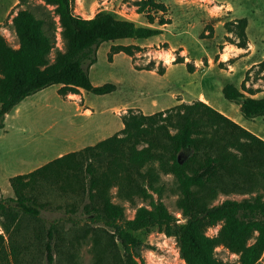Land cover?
Wrapping results in <instances>:
<instances>
[{"label":"trees","instance_id":"16d2710c","mask_svg":"<svg viewBox=\"0 0 264 264\" xmlns=\"http://www.w3.org/2000/svg\"><path fill=\"white\" fill-rule=\"evenodd\" d=\"M40 1L37 8L52 6L57 21L19 7L12 16L18 46L13 47L0 32V130L5 116L22 100L51 85L60 84L62 96L81 89L97 95L116 90L111 82L94 85L85 67L96 62L99 46L163 32L108 10L85 18L75 12V0ZM29 3L18 0L19 5ZM135 5L149 23L156 18L159 25L171 23L165 3L137 0ZM157 12L162 16L156 17ZM247 25L246 17L228 22L239 47L247 46ZM58 27L63 48L56 46ZM141 49L138 44H113L108 58L119 52L133 57ZM154 67L149 64L145 69ZM242 89L251 94L257 91L244 84ZM223 95L240 105L245 118L264 116V96H246L233 83L224 86ZM122 121L119 132L95 144L10 177L14 196L0 197L4 230L0 232V264H11L10 255L15 264L22 262L19 236L24 220L33 222L35 239L49 264H83L77 246L85 240L92 243L89 264H148L142 251L150 246L134 232L155 227L175 237L188 264H230L215 258L218 246L238 254L239 264H257L264 253V138L199 99L152 114L130 110ZM161 173L174 176L180 193L177 206L186 219L183 224L160 200ZM113 188L122 199L134 202L138 196L148 205L138 206L128 218L124 206L113 201ZM52 192L65 200L66 210L50 219L43 212L52 200L43 194ZM231 192L256 195L213 203L220 193ZM218 224L217 234L207 235L208 228Z\"/></svg>","mask_w":264,"mask_h":264},{"label":"rangeland","instance_id":"374dc122","mask_svg":"<svg viewBox=\"0 0 264 264\" xmlns=\"http://www.w3.org/2000/svg\"><path fill=\"white\" fill-rule=\"evenodd\" d=\"M136 1L75 0L74 7L76 13L82 12L80 14L86 16L108 10L119 17L139 20L141 17L136 14ZM157 1L168 6L165 16L172 18L161 34L146 39L125 38L103 42L97 49L96 62L85 64L94 85L111 82L116 84V90L104 95L83 91L84 94L78 96H61L57 91L59 84H54L26 97L5 116V126L0 130V197L14 196L10 177L35 169L57 158L61 152L82 149L119 132L123 128L122 116L130 110L155 113L159 109L175 106V98L185 97L187 101H192L194 96L197 98L203 93L220 109L244 120L249 130L264 138V116L245 118L240 105L224 97L223 87L228 83L239 85L240 76L236 69L234 72L237 74L227 70L228 65L237 58L230 57L223 61L219 53L231 42L238 41L235 34L229 31L228 22L247 17L250 20V28L247 29L250 39L257 45V54L264 56V0H220L230 3L233 11L226 9L222 3H219L218 10L212 9L213 4L209 0ZM38 4H41L40 0H30L27 5H19L18 0H0V32L13 47L18 46V38L12 25V16L19 7H28L38 16L44 15L57 21L52 6L42 10L37 8ZM160 16L162 13L157 12L156 17ZM144 20H147L146 17ZM155 24L158 25V22L155 21ZM60 30L58 27L56 46L63 48ZM113 44H138L142 49L135 50L133 57L119 52L109 60L108 54ZM229 50L226 48V52ZM50 57L53 59L54 52ZM149 64L155 66L153 70L145 69ZM209 65L210 68H207ZM158 69L164 73L160 74ZM246 76L248 79L253 78L259 83L258 88L264 90L263 64L254 65ZM67 98L78 100V104L85 102L95 109L99 116L96 130L88 135L81 133V126L86 122L83 117L76 115L75 106L72 105L74 102L67 101ZM161 177L163 193L160 200L178 218L177 222L183 224L186 219L177 206L180 193L174 176L161 173ZM153 194L155 199H159L156 193ZM47 195L44 193L43 198L52 200V204L44 210L43 215L50 219L64 215L65 200L56 192ZM253 195L256 192L220 193L213 203L225 199L241 200ZM112 199L124 206L128 218L134 216L138 206L148 205V200L138 196L134 202L120 198L117 188L112 189ZM58 204H63L62 208ZM0 220L3 218L0 217ZM219 227L218 224L208 228L207 235H216ZM20 230V264H49L41 244L35 239L33 222L24 220ZM0 232L4 233L1 224ZM134 234L150 246L144 247L142 251L148 264H188L180 256L175 237L166 235L157 227L139 230ZM91 245V241L85 240L77 246L78 260L83 264H89L92 260ZM5 247L10 255L7 236ZM214 255L216 259L239 264V255L224 246H218ZM9 259L11 264H15L11 255ZM257 264H264V253Z\"/></svg>","mask_w":264,"mask_h":264},{"label":"crops","instance_id":"0c3cea01","mask_svg":"<svg viewBox=\"0 0 264 264\" xmlns=\"http://www.w3.org/2000/svg\"><path fill=\"white\" fill-rule=\"evenodd\" d=\"M157 1V0H156ZM213 5H212V9H217L220 8L219 6V3H222V6H225L226 9H229L230 11H233V7L230 3H225L224 1H220V0H209ZM159 2V1H157ZM218 12V11H216ZM82 13V12H80ZM78 13V14H80ZM136 14L141 17L139 20L137 19H133V18H128V19H131V20H134L136 23L138 24H142V25H150V26H153V27H159V28H162L163 31L164 29L169 25H156L155 24V21L158 22V19L156 18L155 21L153 23H149L147 17L145 16V14L143 13H138L136 12ZM82 15L83 17L85 18H88V17H92V16H86L84 14H80ZM144 17H146V21L144 20ZM171 18V17H170ZM247 18V17H246ZM248 19V18H247ZM171 22H172V18H171ZM250 28V20L248 19V25H247V28H246V33H247V36H248V43H247V46L246 47H239L238 45L235 44V42H231L230 45L228 44L226 47H225V50L223 52H220L221 55H220V59H222L223 61H227L228 59H230V57L232 58H237L236 60H234L233 63H230L228 66H229V69H227L231 74L233 73H236L234 72V70H238V74L240 76V84L239 85H236L239 89L242 90V92L246 95V96H252V97H263L264 96V90H260V88H258L259 86V83L255 82L254 79H248L246 74L247 72L254 66V65H258L259 63H261L263 60H264V56L263 57H260L258 54H257V45L256 43L252 42L251 39H250V36L247 32V29L249 30ZM264 32V31H263ZM262 32V33H263ZM259 33V32H258ZM260 34V35H263V34ZM127 39V38H126ZM148 44V43H146ZM226 48L230 49L228 52H226ZM211 65H209L207 68H210ZM197 70V69H196ZM195 70V71H196ZM237 74V73H236ZM262 79H259L258 81H261ZM234 84V83H233ZM245 85L246 87H249V88H252L256 93L254 94H251L247 91H244L242 89V85ZM235 85V84H234ZM61 87V85L59 84V87L57 88V91L58 89ZM224 88V87H223ZM83 89L80 90V93H78L79 95H81V93H83ZM78 94H75V93H69L70 96H78ZM84 94V93H83ZM68 95V94H67ZM179 95V94H178ZM62 96V95H61ZM66 96V95H65ZM68 100L67 101H70V102H74L72 103V105L75 106V112H76V115L77 116H81L84 118L85 120V124H83L81 126V133H84L85 135H88L89 133H91L92 131L96 130L98 128V119H99V116L98 114H96V111L94 108H92V106L90 105H87L85 102L84 103H76L78 102V100H72V98H67ZM202 100L208 104H210L211 106H213L214 108L218 109L219 111H221L222 113H224L225 115H227L228 117H230L231 119H233L234 121L238 122L239 124H241L242 126L246 127V123L244 120H241L235 116L232 115V113H230L229 111L225 110V109H220L217 105H215V103L210 99L208 98L205 94L201 93L199 94V96L196 98L194 96V100ZM176 102L175 104L173 105H177L179 103H182V102H192V101H187L185 99V97H182V98H175ZM164 108L162 109H159V110H163ZM151 112H154L151 111ZM146 114V113H145ZM148 114H152V113H148ZM83 134V135H84ZM258 135V134H257ZM260 136V135H259ZM261 137V136H260ZM65 153H68L66 151L64 152H61L58 156H61ZM57 156V157H58ZM33 170V169H31ZM29 170V171H31ZM27 171V172H29ZM23 173H26V172H23ZM20 174V173H18Z\"/></svg>","mask_w":264,"mask_h":264}]
</instances>
